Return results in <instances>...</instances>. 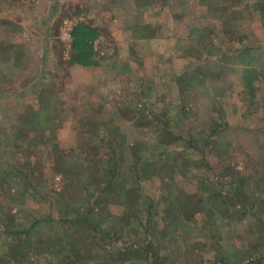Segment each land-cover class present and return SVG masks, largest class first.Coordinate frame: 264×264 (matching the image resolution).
Wrapping results in <instances>:
<instances>
[{
  "label": "rangeland",
  "instance_id": "374dc122",
  "mask_svg": "<svg viewBox=\"0 0 264 264\" xmlns=\"http://www.w3.org/2000/svg\"><path fill=\"white\" fill-rule=\"evenodd\" d=\"M262 256L264 0H0V264Z\"/></svg>",
  "mask_w": 264,
  "mask_h": 264
},
{
  "label": "trees",
  "instance_id": "16d2710c",
  "mask_svg": "<svg viewBox=\"0 0 264 264\" xmlns=\"http://www.w3.org/2000/svg\"><path fill=\"white\" fill-rule=\"evenodd\" d=\"M99 31L92 26L79 23L75 25L71 32V64L82 67H96L94 42L97 40ZM256 264L264 262V256L255 260ZM210 264H226L221 262H211Z\"/></svg>",
  "mask_w": 264,
  "mask_h": 264
},
{
  "label": "crops",
  "instance_id": "0c3cea01",
  "mask_svg": "<svg viewBox=\"0 0 264 264\" xmlns=\"http://www.w3.org/2000/svg\"><path fill=\"white\" fill-rule=\"evenodd\" d=\"M74 27V26H73ZM72 27V28H73ZM94 28H96V27H94ZM98 39H99V35H98V38H97V40L94 42V50H95V60L97 61V59H96V55H97V49H96V44H97V41H98ZM77 65V64H76ZM80 66V65H79ZM82 67V66H81ZM85 68H92V67H85ZM24 114V116L26 117V115H27V113H23ZM45 125H47V123L45 122ZM18 130H20V129H18ZM21 134H25V133H23V131H22V133ZM26 134L28 135L29 133L28 132H26ZM26 137H24V139H25ZM15 139V138H14ZM17 140H18V138H16Z\"/></svg>",
  "mask_w": 264,
  "mask_h": 264
},
{
  "label": "built area",
  "instance_id": "2783aa9c",
  "mask_svg": "<svg viewBox=\"0 0 264 264\" xmlns=\"http://www.w3.org/2000/svg\"><path fill=\"white\" fill-rule=\"evenodd\" d=\"M71 30H72V28H71ZM71 32V31H70ZM69 37H70V34H69ZM71 38V37H70Z\"/></svg>",
  "mask_w": 264,
  "mask_h": 264
}]
</instances>
